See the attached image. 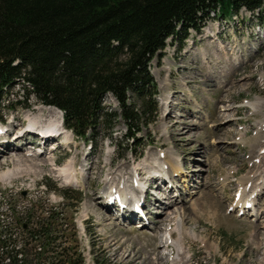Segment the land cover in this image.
Masks as SVG:
<instances>
[{
    "label": "rangeland",
    "instance_id": "rangeland-1",
    "mask_svg": "<svg viewBox=\"0 0 264 264\" xmlns=\"http://www.w3.org/2000/svg\"><path fill=\"white\" fill-rule=\"evenodd\" d=\"M261 16L259 19L264 23V12ZM250 22L259 24L257 19ZM211 31L208 28L204 33L201 29L195 34L189 30L182 45L180 40L174 44L168 40L159 52L161 57L150 60L148 70L155 82L157 115L136 134L142 147L136 148L135 143L129 141L127 144L140 152L134 157L138 163L132 165L133 169L155 171L164 161L168 163L166 169L169 163L177 162L181 166L184 175L180 174V180L184 181L181 182L184 189L172 195L180 196L176 199L179 204L174 205L171 194L170 198L154 191L166 201L161 198L165 203L161 202L151 193L148 200L149 208H154L150 209L151 224L145 226L143 222L141 227L130 224L131 221H115L108 209L97 204L94 189L96 185L101 188L105 176L108 186L113 182L116 186V179L122 176L126 180L131 174L127 168L131 155L124 151V124L117 120L111 130L96 127L91 153L86 154L85 160L84 153L89 146L79 139L74 142L78 147L76 151L71 148L72 157L63 164L57 159L58 166L53 165L52 158L59 157L63 152L61 148L53 152L46 146V152L35 156L10 150V143L6 150L0 147V212L14 234L25 237L24 230L34 227L37 219L45 217L43 211L51 207L61 211L59 217L63 214L71 218L84 264H179L180 260L181 264H264V194L256 198L259 212H254L255 219H236L224 213L225 206L232 201L235 185L222 186L226 176L234 182L240 175L251 173L249 161H255L258 153L257 168L264 166V131L260 135L256 132L264 122V39L252 43L255 48L258 45L256 50L246 49L245 42L236 40L241 52L233 48V53H229L232 51H222L216 45L218 42L208 39ZM223 42L221 40L222 45ZM227 42L229 49L232 42ZM16 91L15 86L12 92ZM26 102L29 103L27 109H6L4 100L0 118L7 122L12 115L17 117L14 124L32 119L45 128H59L60 117L52 107L42 106L34 96H29ZM102 104L107 110L117 108V102L109 94L102 97ZM58 132L61 133V128ZM70 136L68 130L63 131L62 142L68 141ZM158 145L163 150L157 152ZM156 152L158 157L161 158V154L167 159L153 160ZM78 159L82 166L76 169L77 185L71 191L80 199L75 208H68L65 205L71 202L61 193L68 187L57 180L56 174H66L67 169L79 163ZM254 175L255 172L251 173L242 183L240 178L237 180L241 190ZM147 177L144 179L149 192L156 187L160 190L154 180L147 183ZM218 178L220 181L216 182ZM261 180L264 175L253 185L252 191L261 185ZM38 202L43 211L40 212V206L30 209L31 204ZM27 209L28 214L34 212V216L27 217ZM175 210L180 214L182 225L171 215ZM171 221L174 225L171 223L168 227ZM21 223L25 224L23 228ZM64 228L65 221L61 223V229ZM166 228L171 232L175 230L172 240L181 246L180 251L172 248L169 258L163 244L165 237L161 243L160 235Z\"/></svg>",
    "mask_w": 264,
    "mask_h": 264
},
{
    "label": "trees",
    "instance_id": "trees-1",
    "mask_svg": "<svg viewBox=\"0 0 264 264\" xmlns=\"http://www.w3.org/2000/svg\"><path fill=\"white\" fill-rule=\"evenodd\" d=\"M261 2L0 0V103L17 86L24 100L13 98V104L25 105L34 96L53 105L62 111L64 125L80 136L99 126L111 130L120 119L124 151L130 150L127 142H136V133L154 118L155 84L147 65L165 39L182 40L189 28L198 30L206 10L215 5L227 13ZM106 93L116 100L117 110L102 105ZM61 193L78 201L73 192ZM36 206L39 202L30 209ZM48 208L40 206L45 217L26 228L25 237L0 217V264H84L73 226L65 223L61 229L67 218Z\"/></svg>",
    "mask_w": 264,
    "mask_h": 264
},
{
    "label": "bare ground",
    "instance_id": "bare-ground-1",
    "mask_svg": "<svg viewBox=\"0 0 264 264\" xmlns=\"http://www.w3.org/2000/svg\"><path fill=\"white\" fill-rule=\"evenodd\" d=\"M208 29V28H207ZM47 107V106H46ZM52 110H53V112H55L56 114H58L59 115V117H60V123H61V114H60V111L56 108H54V107H52L51 108ZM37 124H40V123H37ZM30 125H33L32 123L30 124ZM41 126V125H40ZM62 127V124H60L59 125V128L57 129V130H54L53 128H51L50 126L48 127V128H45V127H41L42 128V130L44 131V132H46V133H50V134H52V133H54V132H56V131H58L60 128ZM263 128H264V122H263V125L262 126H260L259 127V129L256 131L257 132V135H260V133L262 132V130H263ZM22 138V137H21ZM47 138H49V137H47ZM47 140V139H46ZM45 140V141H46ZM256 140H258V142L260 141L259 139H256ZM253 142V141H252ZM8 143H10L11 144V147L10 148H12V149H10V150H18L19 149V147H16L15 146V144H13V143H11L10 142V140L9 139H4L3 141H1L0 140V147H4V149L6 150L7 148H9V145H8ZM43 144H45V142H43ZM252 144V143H251ZM8 145V146H7ZM253 145H255V143H253ZM7 146V147H6ZM261 151V150H260ZM259 151V152H260ZM44 152V151H43ZM259 154V153H258ZM258 154H257V156H255V158L254 159H258ZM159 156V155H158ZM160 156H161V160L162 161H164V160H166L167 158L166 157H164L163 158V156L160 154ZM262 157V156H261ZM3 158V157H2ZM167 165L168 166V163L167 162H163V163H161V166H163V165ZM55 166H58V165H55ZM161 166L159 167V169H157V170H155V172H158V173H160V171L162 170L161 169ZM137 167V166H136ZM70 169H72V167L71 168H69V169H67L66 170V173L70 170ZM133 169V168H132ZM168 169H169V173H171V176L172 177H174V176H177L178 177V179L180 180V178H181V176H182V174L184 175V173H183V170H182V168H181V166L179 165V164H177V162H174V163H172L171 165H170V163H169V167H168ZM134 170V172L136 171V173H137V175H139L140 177H142L141 179H144L145 177H147L146 176V174H147V172L144 170V169H140V168H135V169H133ZM133 172V173H134ZM132 172H131V174H130V176H129V178L128 179H126V181H132V177H133V174ZM121 174V173H120ZM123 174V173H122ZM180 174H181V176H180ZM174 175V176H173ZM180 176V177H179ZM128 177V176H127ZM125 179H124V177H119L118 179H116V181L115 182H117L116 183V186H114V187H117V188H119L120 186H121V184L123 183V181H124ZM149 180H154L155 182H156V184L158 185V187H160L161 186V182H159V183H157V178H154L153 177V175H151V176H148L147 177V183H148V181ZM146 181V180H145ZM181 181V180H180ZM246 181V180H245ZM262 181V180H261ZM163 182V181H162ZM181 182H184V181H181ZM108 184V183H107ZM244 184V183H243ZM264 184V180L261 182V185L260 186H257V188H255V190L253 191L254 193H256L257 191H263L264 190V187L262 186ZM113 185H114V182H113ZM110 187H112L111 185L110 186H107V187H105V188H110ZM151 188V187H150ZM157 188V187H156ZM172 190H174V189H171L170 187H169V189L167 190V193L170 195L171 193H172ZM148 191L147 190H144V197H146V195L148 194L147 193ZM102 193V192H101ZM239 193L241 194V197H240V199L239 200H236V201H234L231 205H232V207H235L236 208V210L237 211H239V210H241L242 212H243V204L245 203V199L244 198H246V196H248V194L247 193H245V188L243 189L242 188V190L240 189V187H239ZM246 194V195H245ZM97 196H95V197H97L96 199L99 201V194H96ZM151 195V194H150ZM152 196V195H151ZM168 197V196H167ZM176 197V198H175ZM177 198H180V196H172V198H171V200H174L173 201V203H174V205H178L179 204V202L176 200ZM169 202V201H168ZM236 202V203H235ZM100 203V202H99ZM147 203H149V202H147ZM235 203V205L233 206V204ZM101 204V203H100ZM170 204H171V202H170ZM101 206L104 208V209H108V210H110L111 209V207H112V204H106V203H102L101 204ZM149 213H151V211L149 210ZM168 215V213L167 214H165V216H167ZM171 215H174V216H176V219L178 218L179 219V212L178 211H174ZM170 215V216H171ZM121 219L122 220H128V221H131L132 219H136V217L134 216V215H132V214H127L126 212L125 213H123L122 214V217H121ZM181 224V220L179 219V221H178V225H180ZM182 225V224H181ZM168 228V227H167ZM165 229V231H167L168 233H169V235H170V237H171V235H172V233L173 232H171V231H169L168 229ZM181 236H182V234H181ZM182 238V240H183V237H181ZM162 239H163V237H161V243H162ZM177 240V239H176ZM163 244H164V248L165 249H167L168 251H167V257L169 258L170 257V254H171V252L173 251L172 250V248H176L178 251H180V249H181V246H180V244L178 243V241H176V242H173L174 240H172V237L170 238V240H167L166 238H164L163 239ZM182 252V251H181ZM180 252V253H181ZM178 254H177V257H176V260H178V257H179V252H177ZM182 255V254H181ZM159 260H160V258H159ZM182 262H181V260L179 261V264H181Z\"/></svg>",
    "mask_w": 264,
    "mask_h": 264
}]
</instances>
